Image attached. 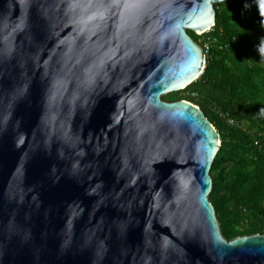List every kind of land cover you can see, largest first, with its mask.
I'll return each mask as SVG.
<instances>
[{
  "label": "water",
  "instance_id": "1",
  "mask_svg": "<svg viewBox=\"0 0 264 264\" xmlns=\"http://www.w3.org/2000/svg\"><path fill=\"white\" fill-rule=\"evenodd\" d=\"M231 0H0V264H264L210 201L221 136L167 101Z\"/></svg>",
  "mask_w": 264,
  "mask_h": 264
},
{
  "label": "trees",
  "instance_id": "2",
  "mask_svg": "<svg viewBox=\"0 0 264 264\" xmlns=\"http://www.w3.org/2000/svg\"><path fill=\"white\" fill-rule=\"evenodd\" d=\"M216 10V26L203 34L211 45L203 75L168 99L199 106L221 136L210 201L232 240L264 235V0H231Z\"/></svg>",
  "mask_w": 264,
  "mask_h": 264
},
{
  "label": "built area",
  "instance_id": "3",
  "mask_svg": "<svg viewBox=\"0 0 264 264\" xmlns=\"http://www.w3.org/2000/svg\"><path fill=\"white\" fill-rule=\"evenodd\" d=\"M210 49H211V45L209 43H207L205 46H204V51H205V54L206 56L210 53ZM228 122L231 124V125H234V121L232 119H230L228 117Z\"/></svg>",
  "mask_w": 264,
  "mask_h": 264
},
{
  "label": "rangeland",
  "instance_id": "4",
  "mask_svg": "<svg viewBox=\"0 0 264 264\" xmlns=\"http://www.w3.org/2000/svg\"><path fill=\"white\" fill-rule=\"evenodd\" d=\"M199 36H201V37H200V42H201L202 44H206L205 41H204L205 39L203 38V34H202V35H199ZM200 78H201V77H200ZM178 94H179V93L167 95V96L164 97V99L167 100V101H169L168 98H169L170 96L178 95ZM180 96H183V97H184L185 94H184V93H181Z\"/></svg>",
  "mask_w": 264,
  "mask_h": 264
}]
</instances>
